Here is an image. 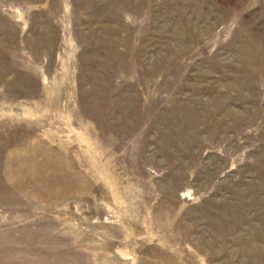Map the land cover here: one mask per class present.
Segmentation results:
<instances>
[{
  "label": "rangeland",
  "instance_id": "1",
  "mask_svg": "<svg viewBox=\"0 0 264 264\" xmlns=\"http://www.w3.org/2000/svg\"><path fill=\"white\" fill-rule=\"evenodd\" d=\"M0 264H264V0H0Z\"/></svg>",
  "mask_w": 264,
  "mask_h": 264
}]
</instances>
